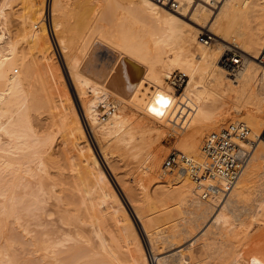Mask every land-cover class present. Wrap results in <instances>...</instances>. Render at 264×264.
Instances as JSON below:
<instances>
[{
  "label": "bare ground",
  "instance_id": "obj_1",
  "mask_svg": "<svg viewBox=\"0 0 264 264\" xmlns=\"http://www.w3.org/2000/svg\"><path fill=\"white\" fill-rule=\"evenodd\" d=\"M29 1L4 0L0 8V237L9 223L26 237V246L16 238L0 249V264H16V246L42 253L47 264H242L239 247L253 228L264 229L263 138L228 189L223 179L194 180L164 170V154L152 136L174 135L176 152L204 164L201 149L209 132L245 122L251 138L264 133V0H223L216 10L196 0H180L177 10L152 0H53L52 30L83 118L56 61L43 8ZM18 2L23 7L15 31ZM238 51L242 61L231 55ZM226 58L234 62L231 67ZM177 72L187 82L182 92L175 89ZM60 86L67 112L57 101ZM84 120L111 171L108 150L141 161L148 180L141 175L136 183L144 199L138 201L140 195L115 179L143 227L151 256L89 144ZM60 133L61 146H80L86 157L78 163L84 171L78 169L63 191L51 174L60 157H67L66 150L56 151ZM166 172L171 179L164 182ZM155 175L163 181L153 187V198L148 181ZM52 202L62 210H50ZM139 203L156 205L148 214ZM47 217L64 228L55 229ZM208 224L199 248L181 247ZM177 246L182 249L171 252Z\"/></svg>",
  "mask_w": 264,
  "mask_h": 264
},
{
  "label": "rangeland",
  "instance_id": "obj_2",
  "mask_svg": "<svg viewBox=\"0 0 264 264\" xmlns=\"http://www.w3.org/2000/svg\"><path fill=\"white\" fill-rule=\"evenodd\" d=\"M3 1L4 0H0V8H1V5L3 4ZM30 1H32L33 3L35 2V5H36V9L38 10V9H42L43 8V17H45V23H46V27L48 28L47 30H48V32L51 34H49L50 35V37H51V39H52V44H53V46L55 47V49H54V47H53V50H54V53H55V58H56V61L58 60V62L60 63V65H62V67H63V70H64V74H66V76H65V79H66V81H67V83H68V88H69V91H70V94L74 97V102H75V104L77 105V107L79 108V105H80V101H79V98H78V95H77V93H76V90H75V87L73 86V83H72V80H71V77H70V75H69V73H68V71H67V69H66V71H65V63H64V59H63V57H62V55H61V52H60V49H59V47H58V44H57V40H56V38H55V36H54V32H53V28H52V22H51V4H52V1L53 0H46L45 2L46 3H42L43 2V0H36V1H34V0H30ZM30 1L28 2V4L30 5ZM40 2V3H39ZM38 4H41V5H38ZM42 4H43V6H42ZM40 6H42V7H40ZM22 5H21V3L20 2H18L17 4H15L14 5V11H20V9H22ZM39 7V8H38ZM8 10V9H7ZM8 11H10V9L8 10ZM13 11V14L15 15V16H13V18H14V23H13V30H15L16 31V29H17V27H19L18 25V21H17V18H16V15H19V13L20 12H14ZM46 11V12H45ZM12 12V11H11ZM202 40V39H201ZM200 40V41H201ZM202 42V41H201ZM202 43H204V42H202ZM21 48L24 50L25 49V47H26V43L24 44V42H22L21 43ZM24 47V48H23ZM56 50V51H55ZM239 53L237 54V53H233L232 52V56H233V58H236L237 57V55H240L241 56V52L240 51H238ZM237 54V55H236ZM241 61H242V57H241ZM242 65V62H241V64H240V66ZM179 73L177 72L176 73V75H172L173 76V80H175V82H177V85L175 86V89H176V91H178V92H182L185 88H186V86H187V82H186V79L184 78V83H180V81H182V78L181 79H179L178 80V78H180L179 77V75H178ZM178 76V77H177ZM62 91V86H60V87H58L57 88V95H56V97H57V101L58 102H60V103H58L59 104V106H60V111H62V112H67L68 111V108H66L67 106H66V102H65V98H64V95H62V93H61V91ZM59 91V92H58ZM63 100V101H62ZM65 110V111H64ZM79 110H80V114H81V116H82V118L84 117V114H83V110H82V108H81V106H80V108H79ZM105 118V117H104ZM84 125H85V129H86V132H87V139H88V141H89V144H90V146L92 147V149L94 150V152L97 154V156H98V158L100 159V161H101V163H102V165H103V167L105 168V170H106V172H107V174H108V176H109V178L111 179V181H112V183L114 184V186H115V188H116V190H117V192H118V194H119V196H120V198H121V200H122V202H123V204L125 205V207H126V209H128V213H129V215H130V218L132 219V222L134 223V225L137 227V229H138V231H139V233H140V236H141V238H142V241L144 242V244L146 245L145 247H146V249H147V253L148 254H150V256H151V247L148 245V240H147V237H146V235L144 234L145 232H144V230H143V227H141L142 225H141V223H139L140 221L137 219V217H136V215H135V212L133 211V209L131 208V206L129 205V203H128V201H127V199L125 198V196L123 195V193H122V191H121V189H120V187H119V185H118V183H117V181H116V179H115V175L116 176H118V178L120 179V180H123L122 182L124 183V184H126V186L129 188V190H130V192H131V194L133 193V195H134V197H135V195H140V194H142L141 193V191L139 190V189H137V188H139L137 185V183L136 182H138L140 179L139 178H141L142 176L141 175H143V177L144 178H146V175H144L145 173H144V168L141 166V161H139V160H135V159H133V158H131L130 156H128L125 152H123V150H122V152L121 151H117V150H108L107 152H108V159H109V161L110 160H112V161H110L111 162V164H112V167L114 166V168L113 169H115L114 171L112 170H110L111 169V167H109L106 163H105V161H104V159H103V157H102V155H101V153H100V150H99V147H98V144H96V141L93 139V136H92V133H91V130H90V128H89V126H88V124H87V122H85V120H84ZM212 132V131H211ZM210 133V132H209ZM208 133V134H209ZM207 134V135H208ZM64 134L63 133H60L58 136H57V140H58V149L56 150L57 152H59V151H61V150H66V152H65V154H66V156L67 157H65V160H64V157H63V159H61V157H60V162H59V164L58 165H56V166H54V167H56V168H51V174L53 175V178L56 180V181H58V182H60V180L62 181V182H60V187H59V189L60 190H64L63 189V187H65V190L67 189V187H68V185H67V182L69 183L70 182V184H71V182H72V179L74 178V176L73 175H77L76 173H77V170L79 169V171L80 172H83L84 171V166H83V164H80V166H79V162L81 163V162H83V161H85V159H86V157H84L85 156V151H83L81 148H79L80 146H74L73 145V143H67V144H65V145H63V146H61V144H60V142H61V139L64 137L63 136ZM206 135V136H207ZM162 136V137H161ZM205 136V137H206ZM205 137H204V139H205ZM61 138V139H60ZM176 139V137L174 136V135H172V134H154L153 136H152V140L154 141V143H155V145H156V147H158V149H161L162 150V152H163V158H164V160L163 161H165V159L168 157V155L171 153V152H173V151H175L174 150V148H175V140ZM203 139V140H204ZM105 142L104 141H102V145L104 144ZM70 144V145H69ZM64 146H65V148H64ZM60 147V148H59ZM68 147V148H67ZM81 147H83V145L81 146ZM70 148V149H69ZM76 148V149H75ZM80 150H82V151H80ZM70 151H71V153H70ZM72 151H73V153H72ZM113 151V152H112ZM116 151H117V153H116ZM112 152V153H111ZM77 153H78V156H77ZM124 153V154H123ZM65 154H64V156H65ZM76 154V155H75ZM122 154V155H121ZM71 156H75L74 158L76 159V161L74 162V164L76 165V166H79V167H77L76 168V166L74 167V164L71 166L70 165V158H71ZM81 158H80V157ZM83 156V157H82ZM68 158V159H67ZM79 158V160H77ZM66 159H67V162H66ZM61 160H63V161H61ZM73 160V159H72ZM78 161V162H77ZM72 162V161H71ZM138 163V164H137ZM61 165V166H60ZM82 165V166H81ZM117 165V166H116ZM58 167V168H57ZM75 168V171L76 172H74L73 170H74V168ZM82 167H83V169H82ZM109 167V168H108ZM63 168H64V170H63ZM72 168V169H71ZM143 168V169H142ZM70 169L73 171H70ZM140 169V170H139ZM163 169L165 170V168H164V162H163ZM163 169H162V171H163ZM142 170V171H141ZM138 171V172H137ZM175 171V170H174ZM177 171V170H176ZM175 171V172H176ZM64 172V173H63ZM142 172V173H141ZM63 174V175H62ZM114 174V175H113ZM165 175L166 176H164V179H163V177H160V179L158 178L159 176L158 175H155V177L153 176V177H149V180L150 181H148V183H149V186H150V188H149V192H150V195L151 196H153V198H154V195L151 193V191L153 192V191H155V188L156 189H158V188H160V181L163 179L164 180V182H166V181H169L170 179H171V174H169V173H165ZM140 176V177H139ZM156 176H157V178L159 179H157L156 178ZM68 177V178H67ZM73 177V178H72ZM135 177V178H134ZM142 177V178H143ZM165 177H166V180H165ZM57 178V179H56ZM58 178H61V179H58ZM141 178V179H142ZM143 178V182H145V183H147V178L146 179H144ZM155 178V179H154ZM133 179V180H132ZM152 179V180H151ZM64 180V181H63ZM71 180V181H70ZM145 180V181H144ZM156 180H157V182H156ZM162 180V181H163ZM152 182V183H151ZM156 182V183H155ZM65 184V185H64ZM159 185V187H158V185ZM64 185V186H63ZM157 185V187H155V188H153L154 186H156ZM167 185V183H164V185L163 184H161V186H166ZM132 190H131V189ZM152 189V190H151ZM137 191V192H136ZM154 193V192H153ZM63 194H67V192L65 191ZM143 195H140V196H136L135 198L139 201L140 199L142 200V199H144V197H142ZM53 203V205L55 204L54 202H52ZM140 204V206H142V208H143V212H147L148 214H150L151 212L150 211H152V209L154 210V207H155V205L156 204H152L151 206L150 205H146V204H142L141 205V203H139ZM52 205V204H51ZM50 205V206H51ZM52 205V206H53ZM55 206H56V204L53 206V207H49L50 208V210H52V209H54L55 208ZM145 206L147 207V208H145ZM62 208H63V206H62ZM62 208L60 207H56L54 210L55 211H57V210H62ZM54 210H53V212H54ZM52 212V211H51ZM60 212V211H59ZM55 213H58V212H55ZM55 214H53V218H57L58 219V214H56V216H54ZM120 215V214H119ZM47 218H49V217H47ZM45 219L44 221H46L47 223V225L50 223V220H51V222H52V220L53 219ZM47 220H49V222L47 221ZM59 220V219H58ZM58 220L56 221V222H54V220H53V224L55 225V226H53L54 228L55 227H57V228H64V227H62V225H61V227H60V225L57 223L58 222ZM107 220V223H109V225H112V226H109L108 224H107V226H109L108 228L110 229V231H112V229H113V232H115V233H117V227H115V225H114V223L110 220V219H106ZM108 220L110 221V222H108ZM56 223V224H55ZM162 223H165V222H163L162 221ZM10 224V225H9ZM7 226H6V228H5V230H4V232H3V234L1 235V237H0V249H5L7 246H8V244L10 243L9 241H11L12 239H21L22 241V243H23V245L25 244V246H26V243H24V241L26 242V237H25V235H24V233H23V230H22V228H20L19 227V225H16V224H14V223H9ZM45 224V223H44ZM52 224V223H51ZM51 224H49V226H47V227H49L50 228V230H51V227L52 226H50ZM12 225V226H11ZM209 225L210 224H208V226H206L205 228H203V229H201V231H199L195 236H193L191 239H189L188 241H184L183 242V244H182V248H185V247H188V246H190L191 244H194L195 245V247H196V245H197V247L196 248H199L200 247V244L202 243L201 241H202V235L206 232V230L208 229V227H209ZM113 227V228H112ZM19 228V229H18ZM53 228V229H54ZM112 228V229H111ZM36 229V228H35ZM56 229V228H55ZM12 230V231H11ZM39 230V229H38ZM263 230V231H262ZM253 236L249 239V240H247L246 241V243L244 242L240 247H239V252L242 254V256H244L243 257V261H242V264H264V229H258V228H253ZM18 233V234H17ZM17 235H19V236H21V237H19V236H17ZM25 237V238H24ZM25 246H16L15 248H13L12 250H11V252H12V255L14 256V258L16 259V264H44L45 262H43L42 261V253H36V254H32V252H30V249H27V247L25 248ZM179 246H177V247H175L174 248V250H172L171 252H173V251H176L177 250V248H178ZM181 247H179L178 248V250L179 249H182ZM245 247V248H244ZM25 248V250H27V251H29V252H27V251H25V250H23ZM161 248H163V247H161ZM164 248H165V246H164ZM176 249V250H175ZM166 250V251H165ZM164 250V252L163 253H166V254H164L165 256L166 255H169V253H170V250L169 249H165ZM29 253V254H28ZM168 253V254H167ZM244 253V254H243ZM260 253V254H259ZM30 254H32V255H30ZM202 254L203 253H201L200 254V252H199V256H202ZM41 255V256H40ZM32 256V257H31ZM254 256V257H253ZM41 257V258H40ZM204 257V256H203ZM41 262H43V263H41ZM262 262V263H261ZM45 264H47V263H45ZM152 264H155V260H154V263H152Z\"/></svg>",
  "mask_w": 264,
  "mask_h": 264
},
{
  "label": "built area",
  "instance_id": "obj_3",
  "mask_svg": "<svg viewBox=\"0 0 264 264\" xmlns=\"http://www.w3.org/2000/svg\"><path fill=\"white\" fill-rule=\"evenodd\" d=\"M166 8L177 10L181 7L180 0H152ZM202 1L215 8L223 0H196ZM208 35L201 36L202 41L208 40ZM241 59L240 55H237ZM260 61L264 64V46ZM226 65L231 67L234 62L226 58ZM238 65V63H237ZM181 79L178 78V80ZM180 83H184V78ZM261 136L251 138V129L245 122L229 123L219 130L210 132L204 139L202 145V156L204 164L196 162L184 153L173 151L164 161V168L170 171H181L187 173L194 180H202L210 177L223 179L227 188H231L240 178L243 170L250 161L253 149L258 145ZM245 142V146L241 144Z\"/></svg>",
  "mask_w": 264,
  "mask_h": 264
},
{
  "label": "snow or ice",
  "instance_id": "obj_4",
  "mask_svg": "<svg viewBox=\"0 0 264 264\" xmlns=\"http://www.w3.org/2000/svg\"><path fill=\"white\" fill-rule=\"evenodd\" d=\"M158 115L160 114V113H157Z\"/></svg>",
  "mask_w": 264,
  "mask_h": 264
}]
</instances>
